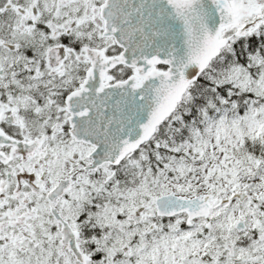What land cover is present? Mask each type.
Segmentation results:
<instances>
[{
	"label": "snow or ice",
	"instance_id": "1",
	"mask_svg": "<svg viewBox=\"0 0 264 264\" xmlns=\"http://www.w3.org/2000/svg\"><path fill=\"white\" fill-rule=\"evenodd\" d=\"M0 264H264V0H0Z\"/></svg>",
	"mask_w": 264,
	"mask_h": 264
}]
</instances>
